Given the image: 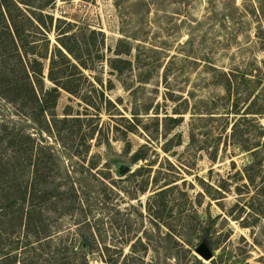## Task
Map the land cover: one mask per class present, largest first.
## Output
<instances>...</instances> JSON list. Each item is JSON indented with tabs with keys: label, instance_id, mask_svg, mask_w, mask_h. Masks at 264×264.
I'll return each mask as SVG.
<instances>
[{
	"label": "rangeland",
	"instance_id": "obj_1",
	"mask_svg": "<svg viewBox=\"0 0 264 264\" xmlns=\"http://www.w3.org/2000/svg\"><path fill=\"white\" fill-rule=\"evenodd\" d=\"M43 13L51 45L85 33L90 68L80 93L34 113L6 98L20 73L0 52V136L21 144L13 157L0 139V264H264V0H51ZM167 115L182 118L164 134Z\"/></svg>",
	"mask_w": 264,
	"mask_h": 264
},
{
	"label": "trees",
	"instance_id": "obj_2",
	"mask_svg": "<svg viewBox=\"0 0 264 264\" xmlns=\"http://www.w3.org/2000/svg\"><path fill=\"white\" fill-rule=\"evenodd\" d=\"M51 0H0V16L3 19V25H0V52L2 53L3 65L9 64L10 71L13 73H20L19 79H13L8 84L7 97L12 102L21 103L26 105L30 103V108L35 110L34 113H44L49 108V102L56 101L60 89H64L70 93H80L79 79H87L83 73V69H89L86 59H82L81 54L83 47H87L88 40L85 38V33H69L70 30L64 31L61 29L57 34L56 42L50 44L47 36L49 26L47 18L50 21L53 19L52 14L43 13L44 7L49 4ZM35 4V5H34ZM84 32V31H83ZM82 35V36H80ZM51 45V49H50ZM123 59L113 58L109 60L112 67L116 66V62H122ZM47 66L46 78L52 85L46 86L44 83V69ZM116 70L115 67H112ZM71 72V73H69ZM229 87L230 80L227 81ZM103 94V93H102ZM250 91H247L242 97L245 101L249 97ZM90 105V104H89ZM86 110L89 109L86 107ZM237 106L235 105V109ZM238 114V112H233ZM134 114V113H133ZM53 118V117H52ZM62 121H66L64 117ZM136 118V117H134ZM169 126H166L164 134L176 125L179 124L181 116L172 117L166 116ZM75 121H81L80 117H74ZM55 121V120H53ZM55 124V122H54ZM235 125V123H234ZM38 130L51 133L52 125L46 123L45 125H38ZM263 128V127H262ZM264 129V128H263ZM0 139H5V144L11 146L13 143H18L16 136L2 135ZM26 139L29 143L33 144L36 141L32 135H27ZM168 143V142H167ZM165 143V145L167 144ZM2 145V144H1ZM21 144H16L17 147L13 148L15 153L19 156ZM246 148L247 145H239ZM249 146V145H248ZM142 148L135 151L132 155V161H137L144 157ZM256 147H261L256 143ZM165 149L167 146L164 147ZM255 148V147H253ZM255 149L253 150L256 151ZM256 165V162L244 167L247 179L252 181L253 176L250 170ZM161 192L158 191L155 194ZM157 216V213H154ZM4 228V227H3ZM209 229H203L199 235L201 240H208L209 247L212 252L216 249L214 242L209 239ZM170 236V234L168 233ZM83 246V245H82ZM15 252L10 251L3 257L4 262L11 263Z\"/></svg>",
	"mask_w": 264,
	"mask_h": 264
},
{
	"label": "water",
	"instance_id": "obj_3",
	"mask_svg": "<svg viewBox=\"0 0 264 264\" xmlns=\"http://www.w3.org/2000/svg\"><path fill=\"white\" fill-rule=\"evenodd\" d=\"M118 169L120 175H123L127 171H129V167L125 165H120ZM195 250L205 260H209L213 257V252L209 247L208 241L205 239L201 241V243L198 245V247Z\"/></svg>",
	"mask_w": 264,
	"mask_h": 264
}]
</instances>
